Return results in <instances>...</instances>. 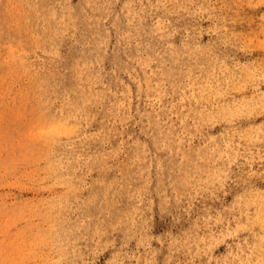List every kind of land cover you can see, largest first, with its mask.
<instances>
[{
	"label": "rangeland",
	"instance_id": "374dc122",
	"mask_svg": "<svg viewBox=\"0 0 264 264\" xmlns=\"http://www.w3.org/2000/svg\"><path fill=\"white\" fill-rule=\"evenodd\" d=\"M0 264H264V0H0Z\"/></svg>",
	"mask_w": 264,
	"mask_h": 264
}]
</instances>
